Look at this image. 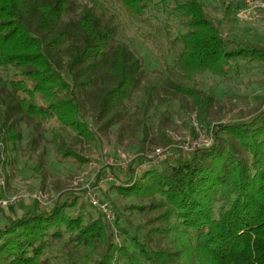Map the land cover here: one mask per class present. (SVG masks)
<instances>
[{
    "label": "trees",
    "instance_id": "1",
    "mask_svg": "<svg viewBox=\"0 0 264 264\" xmlns=\"http://www.w3.org/2000/svg\"><path fill=\"white\" fill-rule=\"evenodd\" d=\"M122 1L160 63L171 96L161 101L170 107L175 98L180 111H195L198 123H208L212 145L190 152L176 146L177 135L164 127L167 108L159 130L167 147L144 154L149 166L141 173L133 159L127 178L117 177L110 187L133 199L125 208L152 214L146 222H128L109 192L104 195L111 219L95 200L75 189L62 190L50 208L36 201L21 215H5L0 264H264V107L249 121L213 125L215 97L201 79L206 72L232 77L259 70L264 39L224 33V23L241 2H222L219 21L203 0ZM122 10L119 0H0V70L15 71L9 77L0 74L4 170L8 152L18 149L22 137L15 117L58 126L52 143L59 163L91 162L65 133L71 132L78 145L92 143L97 128L119 122L143 68L124 33L123 28L134 35ZM152 17L163 22L155 32L140 24ZM164 32L175 34L167 45L158 42ZM178 46L171 65L170 52ZM158 89L156 78L148 76L137 88L143 107L128 118L142 137V150L153 141L150 109ZM124 129L125 123L117 134ZM68 227L64 246L49 250L63 242ZM157 240L163 244L156 245Z\"/></svg>",
    "mask_w": 264,
    "mask_h": 264
},
{
    "label": "rangeland",
    "instance_id": "2",
    "mask_svg": "<svg viewBox=\"0 0 264 264\" xmlns=\"http://www.w3.org/2000/svg\"><path fill=\"white\" fill-rule=\"evenodd\" d=\"M203 1L208 3L210 13L217 20L223 19L225 3L220 0ZM78 2L85 4L87 0H78ZM119 2L123 9L122 16L134 35L123 28L124 33L128 38L130 37V46L143 61V68L138 75L136 89L126 100L123 117L107 130L97 128L98 139L92 143L78 145L74 142L71 132L65 133L74 149L91 158V162L83 166H76L69 162L59 163L56 160L52 143V131L53 129H58L57 125L28 117H15L13 120L22 137L19 141L18 149L8 152L10 160L4 170L6 187L5 189L0 187V197L16 195L19 199L14 205L0 207V223L5 221L6 214L21 215L33 206L36 201L40 205L50 208L55 203L58 193L68 189L78 190L81 196L97 201L101 207L104 204L110 205L104 195L105 192H109L125 214L128 222L135 225L146 222L152 214H143L125 208L129 201L133 199H125L118 196L116 191L110 190V187L118 183L117 177L121 180L127 178L125 173L133 159L132 163L135 165L137 172L141 173L149 166L144 154L152 152L156 148L163 149L167 147V144L164 143L159 135L167 108H169L168 119L165 120L164 127L170 136L173 134L177 135L176 146L184 145L186 147L188 144L191 145L192 142H199L207 147L212 145L209 132H205L208 128V123H198L197 119H195V111H190L189 113L180 111L179 101L175 98H173L170 107L161 101L163 96H169V94L166 93L165 77L161 71L160 63L138 32L135 17L131 13L128 4L122 0H119ZM240 8L234 10L231 21L224 23V33L231 36L235 34L238 36L246 35L253 39L263 40V11H259L257 14L250 13L246 16L247 18H239L238 11ZM117 22L124 25L119 16H117ZM140 24L144 25L149 32H155L157 27L163 26L162 20L153 17L148 20H141ZM174 36L175 34L168 36L164 32L159 36L158 42L159 44L167 45ZM179 48L178 46L170 52L169 62L171 65L175 62ZM14 72L12 69L0 70V74L5 77L13 75ZM150 75L156 78L159 83V95L155 97L150 109V126L152 128L153 141L148 142L145 150H142V137L138 131L133 130V125L128 123V118L136 107H143V102L137 97V88ZM201 79L204 88L212 92L215 97L213 113L209 118L213 125L249 121L264 107V66L259 70L245 71L241 76L232 77H223L206 72ZM9 91L10 87L8 86L6 87V92ZM4 110L5 107L0 104V120ZM85 115L89 116L88 111L85 112ZM123 123H125V129L121 135H118V128ZM78 202L80 203V199ZM77 211L78 207L74 209V213L76 214ZM109 216L111 219L110 213ZM69 232L68 227L66 228V236L63 242L49 250L61 249L69 236ZM157 244H163V242L157 240Z\"/></svg>",
    "mask_w": 264,
    "mask_h": 264
},
{
    "label": "built area",
    "instance_id": "3",
    "mask_svg": "<svg viewBox=\"0 0 264 264\" xmlns=\"http://www.w3.org/2000/svg\"><path fill=\"white\" fill-rule=\"evenodd\" d=\"M222 2H241L242 6L238 11V17L239 18H247L246 16L250 13H258L259 11H263L262 14H264V1L263 0H220ZM206 135V134H205ZM1 136V134H0ZM211 141L212 137L210 136ZM2 143L0 142V145ZM185 152H190L196 149L197 147H207L206 145H202L199 142H192V144H188L186 147L180 146ZM209 147V146H208ZM158 153L163 152V149H158ZM0 187L5 189L6 187V177L4 174L3 166L0 165ZM19 197L16 195H11L7 197H0V207H7L9 205H14L18 201ZM97 203V201H95ZM103 210L106 213H109L107 209V204H104L102 206Z\"/></svg>",
    "mask_w": 264,
    "mask_h": 264
}]
</instances>
